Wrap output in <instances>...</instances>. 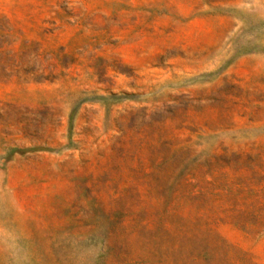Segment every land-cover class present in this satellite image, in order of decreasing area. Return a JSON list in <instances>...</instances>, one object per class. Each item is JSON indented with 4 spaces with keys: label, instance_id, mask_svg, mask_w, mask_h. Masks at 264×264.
<instances>
[{
    "label": "rangeland",
    "instance_id": "obj_1",
    "mask_svg": "<svg viewBox=\"0 0 264 264\" xmlns=\"http://www.w3.org/2000/svg\"><path fill=\"white\" fill-rule=\"evenodd\" d=\"M0 264H264V0H0Z\"/></svg>",
    "mask_w": 264,
    "mask_h": 264
}]
</instances>
